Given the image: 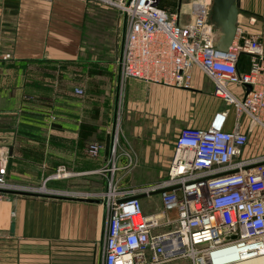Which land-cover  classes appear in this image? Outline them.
Returning a JSON list of instances; mask_svg holds the SVG:
<instances>
[{"label":"crops","instance_id":"crops-1","mask_svg":"<svg viewBox=\"0 0 264 264\" xmlns=\"http://www.w3.org/2000/svg\"><path fill=\"white\" fill-rule=\"evenodd\" d=\"M166 1L160 6L188 24L197 4L211 0H177L172 8ZM248 11L241 0L238 26L264 47V14ZM208 21L219 41L210 15ZM126 33V15L101 0H0V169L12 184L47 188L34 195L0 194V264H103L102 193L111 172L102 170L115 165L122 188L138 178L151 180L135 182L123 194L133 193L167 177L182 128H208L225 110V128L236 125L235 109L214 95L213 81L199 68L191 89L122 79ZM239 69L249 71V55H241ZM231 89L239 97L245 90ZM178 115H185V125L173 129L172 139L170 121ZM120 117L123 141L113 137L107 161V136L116 133ZM247 119H240L244 131ZM258 126L250 127L244 157L264 154ZM92 143L103 146L97 156L89 151ZM140 197L144 213L161 210L158 194ZM170 229L162 225L156 232Z\"/></svg>","mask_w":264,"mask_h":264},{"label":"built area","instance_id":"built-area-1","mask_svg":"<svg viewBox=\"0 0 264 264\" xmlns=\"http://www.w3.org/2000/svg\"><path fill=\"white\" fill-rule=\"evenodd\" d=\"M101 1L127 17L122 79L191 89L193 69L199 68L213 81L214 95L232 105L238 118L232 129H226L225 110L208 128H182L168 175L156 185L123 194L109 181L102 193L107 211L103 264H163L178 257L191 264H210L230 251L264 261V154L243 156L250 127H264V47L259 37L238 26L229 49H218L208 21L211 1L197 4L188 24L181 23L179 13L162 8L160 0ZM242 54L250 56L249 71L239 69ZM233 84L245 88L242 96L233 92ZM244 115L251 120L246 131L240 123ZM102 147L92 143L89 151L97 156ZM3 172L0 169V194L47 191L45 184H12ZM62 174L61 169L53 177ZM142 193L158 194L161 210L144 213ZM170 211L177 215L170 217ZM162 225L171 229L156 232Z\"/></svg>","mask_w":264,"mask_h":264},{"label":"rangeland","instance_id":"rangeland-1","mask_svg":"<svg viewBox=\"0 0 264 264\" xmlns=\"http://www.w3.org/2000/svg\"><path fill=\"white\" fill-rule=\"evenodd\" d=\"M176 2H177V0H168L165 3L168 4V7L172 8V7H174V4H176ZM242 2L244 3V8H247V9L250 10V11H248V14L249 13L250 14H264V0H242ZM242 10H243V8H242ZM234 89L236 90L237 86H235ZM206 100H207V102L209 104L215 103L211 98L207 97ZM224 105L227 106L228 104L224 102ZM118 118H117V123H118L117 126L118 127L116 129V133H115L114 136L117 139L118 144H120L123 140H122L121 136L118 133V130L120 131V127H121V117H120V121H119ZM184 118H185V115H180V116L178 115V116L173 117L171 119L170 124H172V126H171V131L168 134L169 137H171L173 139L174 136H175L173 129H176L178 127H182V126L185 125ZM246 121H248L249 122V126H251V121H249L248 119ZM258 127H261V128H259L255 134H257V136L259 135L258 138H260L261 141L264 144V129H263L264 127H262V126H258ZM118 135L120 137H118ZM261 141H260V143H261ZM110 166H111V168H110L111 171L110 172L112 174L110 173V175L107 178L108 179L107 188L109 187V181H110L112 183V187H115L116 189H118L120 193H124V192L129 191V189L133 188L136 185L135 182L138 183L137 185H143V184H145L144 182L151 181V180L144 179V178H138V179H136V181L132 180L131 184H128V183L127 184H121V186H130V187L122 188V187H120V184H118V185L116 184L115 179H114L113 172H114L115 165L110 163V165L108 167H110ZM107 169L106 168L103 169L105 171V173H106ZM101 182H102V179H101ZM152 185H154V184H152ZM152 185H150L148 187H151ZM155 185H156V183H155ZM103 202H104V200H103ZM104 206H105V202H104ZM105 208H106V206H105ZM106 213H107V211H106ZM106 216L107 215H105V225H106ZM101 257H102V255H101ZM163 264H191V260H189L188 258H185V257H178L177 259H173V260H171L169 262H166V263H163ZM228 264H264V261L261 258H256V259H250V260H247V261L246 260L237 261V262L235 261V262H231V263H228Z\"/></svg>","mask_w":264,"mask_h":264},{"label":"water","instance_id":"water-1","mask_svg":"<svg viewBox=\"0 0 264 264\" xmlns=\"http://www.w3.org/2000/svg\"><path fill=\"white\" fill-rule=\"evenodd\" d=\"M240 9L241 0H211L210 17L219 32V41L216 38L214 42L218 49L225 51L232 45L237 32ZM246 87L248 90L251 89L250 84H247ZM113 137L112 133L107 136L105 144V159L107 161L114 149ZM178 195L180 196V193Z\"/></svg>","mask_w":264,"mask_h":264},{"label":"bare ground","instance_id":"bare-ground-1","mask_svg":"<svg viewBox=\"0 0 264 264\" xmlns=\"http://www.w3.org/2000/svg\"><path fill=\"white\" fill-rule=\"evenodd\" d=\"M182 251V250H180ZM242 260H250L249 256H240L237 255L236 252H227L225 254H221L218 256H215L211 261L210 264H228L231 262H237V261H242Z\"/></svg>","mask_w":264,"mask_h":264}]
</instances>
